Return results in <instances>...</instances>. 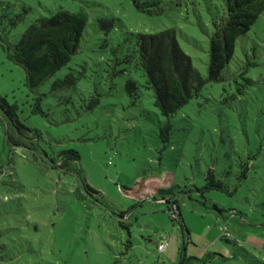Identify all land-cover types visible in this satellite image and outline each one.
Returning <instances> with one entry per match:
<instances>
[{"label":"rangeland","instance_id":"374dc122","mask_svg":"<svg viewBox=\"0 0 264 264\" xmlns=\"http://www.w3.org/2000/svg\"><path fill=\"white\" fill-rule=\"evenodd\" d=\"M81 6L88 22L78 50L36 89L25 85L23 68L0 47V95L17 103L20 120L48 157L58 159L61 150L79 152L71 160L72 173L50 166L40 150L24 156L7 142L0 110V264L178 263L180 220L187 254L203 259L214 253L193 264H264V12L237 38L221 73L224 80L208 82L173 114L163 146L158 125L166 118L153 104L152 91L140 86L132 101L124 82L129 75L142 78L128 69L112 73L126 66L113 58L127 52L135 33L171 27L206 75L208 36L223 0H162L148 10L131 0H0V33L16 42L36 18L58 7ZM19 14L23 18L13 23ZM101 18L112 23L107 32ZM242 70L254 81L225 101ZM67 75L73 77L70 83L53 86ZM37 97L42 112L34 113ZM245 162L246 177L238 178ZM209 168L236 189L196 190ZM75 170L99 192L77 196ZM169 187L180 220L159 201V190Z\"/></svg>","mask_w":264,"mask_h":264},{"label":"trees","instance_id":"16d2710c","mask_svg":"<svg viewBox=\"0 0 264 264\" xmlns=\"http://www.w3.org/2000/svg\"><path fill=\"white\" fill-rule=\"evenodd\" d=\"M138 9H149L158 6L162 0H131ZM264 12V0H223V7L219 19L213 21V28L208 36V63L206 75H203L193 64L191 56L181 47L174 28L166 27L153 32H137L134 40L127 47V52L121 57H114L115 64L125 62L126 66L114 67L112 73L117 74L129 70L137 72L142 80L129 75L124 82V89L128 96L134 101L138 96L140 86L152 91L153 104L159 112L165 116V121L158 125V135L165 146L169 142L172 129L171 117L183 105L193 97L199 96L201 89L211 81L220 82L224 80L222 70L228 66L234 56L237 38L246 33L259 16ZM22 15H16L13 23L22 19ZM100 27L107 32L111 28V21L106 18L99 19ZM88 22V13L84 7L77 10H68L58 7L50 16H40L31 21L21 33L16 42H11L7 35L0 33V47L7 59L21 66L24 70V83L30 89H36L48 77L52 76L58 69L66 65L72 55L78 50L83 30ZM118 47L112 48L116 55ZM237 72L233 80L237 86L233 92L223 97L225 101L235 99L244 92V86L251 84L254 80L245 76L246 72ZM243 79V83L238 81ZM72 75L57 78L53 86H61L71 82ZM224 90V88H223ZM37 97L33 103L32 112H42ZM98 102L95 98L94 103ZM0 110L4 122V134L7 142L23 150L35 154L45 153L49 159V165L59 167L63 171L73 172L71 160L79 158V152L73 149L61 150L57 153L58 159L48 157L46 150L38 144L37 138L30 134L31 128L20 120L17 103H10L4 96L0 95ZM36 132L39 130L35 129ZM41 157V156H40ZM59 160L58 163L56 161ZM47 161V160H45ZM241 170L238 178H245L248 164H240ZM75 194L79 197L83 192L98 193L99 191L88 184L79 173ZM215 189L225 193H232L236 186L230 190L218 178L213 169L209 168L204 174V184L196 187V190L204 191ZM159 201L168 204L167 208L175 219H179L180 206L177 197L171 187L160 189ZM217 208V206L214 204ZM124 211H121L122 215ZM180 220V219H179ZM182 245L178 250V263L171 264H193L201 261L206 262L214 256L209 253L203 259L187 254V237L184 235V223L182 220ZM222 232L226 230L222 229ZM224 237V233L222 234ZM166 234L162 240L165 242ZM230 240L229 238H225ZM129 244L131 241L128 240ZM164 248V247H163ZM116 264V262L114 263Z\"/></svg>","mask_w":264,"mask_h":264},{"label":"built area","instance_id":"2783aa9c","mask_svg":"<svg viewBox=\"0 0 264 264\" xmlns=\"http://www.w3.org/2000/svg\"><path fill=\"white\" fill-rule=\"evenodd\" d=\"M163 247H164V240H162V242L160 243V245H159V249H163Z\"/></svg>","mask_w":264,"mask_h":264}]
</instances>
